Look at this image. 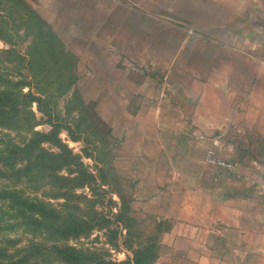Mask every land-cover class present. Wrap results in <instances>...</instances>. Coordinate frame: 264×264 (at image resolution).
<instances>
[{"label": "crops", "instance_id": "0c3cea01", "mask_svg": "<svg viewBox=\"0 0 264 264\" xmlns=\"http://www.w3.org/2000/svg\"><path fill=\"white\" fill-rule=\"evenodd\" d=\"M46 1L86 9L81 0ZM95 2L94 11H138L134 24H99L138 27V55L150 44L160 64L154 74L115 63L107 70L108 83L122 74L108 99L124 108L110 121L123 124L133 206L168 224L154 264H264V163L251 157L247 165L242 143L222 139L264 138L242 134L264 113V0ZM216 123L222 132L212 134Z\"/></svg>", "mask_w": 264, "mask_h": 264}, {"label": "rangeland", "instance_id": "374dc122", "mask_svg": "<svg viewBox=\"0 0 264 264\" xmlns=\"http://www.w3.org/2000/svg\"><path fill=\"white\" fill-rule=\"evenodd\" d=\"M25 1L49 23L62 41L64 49L77 58V80L72 91L63 98L51 99V108L45 115L39 113L36 105H33V111L38 118L35 131L49 135V142L43 143L41 148L47 153H61L56 143L58 141L68 151L65 161L54 163L52 158H46L45 166L54 170V176L67 180H47L42 187L36 189L37 183L28 185L23 180L17 182L0 178V187L7 183V186L20 190L24 198L51 205L63 216L83 217L88 220L89 226L92 225L90 231L88 229L83 235L60 242L59 245L84 254L94 253L114 263H127L132 257V248L136 249L150 236H155L160 243V237L163 231L168 229V224L163 221L157 222L146 216L138 205L133 206L134 187L130 185L131 176L124 170L127 165L124 164L123 124L110 121L114 117H120L124 108L115 106L117 102L108 99L113 94L111 88L117 87L116 79L122 84V74H115L111 77L115 82L108 83L107 70L110 64L112 66L115 63L119 69L130 68L133 74H139V71L154 74L159 69V60H155L152 52L146 50L150 44L143 49L146 51L143 57L138 55L141 46L138 41V27L134 25L123 27L115 23L108 27L106 24H99L105 23L107 19L116 21L124 18H128L131 24H134L139 20L138 11H94L90 9L91 0H81L86 8L84 10L56 7L46 0ZM106 2L108 0H96L95 4L105 6ZM12 19L13 29L17 32L16 49L23 54L31 37L28 39L23 29H19L20 21L17 16ZM108 35L115 40L112 39L111 43H108L107 39L102 40ZM8 48V45L0 41V49ZM112 48L115 51L111 50ZM142 53L144 54L141 50ZM97 69L100 73L94 72ZM131 79L141 81L137 75L136 77L131 75ZM24 91L27 92V89ZM73 91L79 93L85 104L83 133L78 131V102H74L72 98ZM260 95L263 96L264 93ZM70 107L75 110H71ZM125 109L131 113L136 108L133 106ZM259 110L264 111V107H259ZM254 118L253 127L249 123V128L242 133L243 137L252 133L264 136V113ZM218 128L220 127L217 123L212 126V134L218 130L222 132V129ZM235 130L236 128H233L231 134L235 133ZM7 133L18 146L27 139L18 132ZM228 134L224 133L222 139L232 144L242 143L245 148L243 152L247 159L243 160L244 163L248 165L251 157L258 163H264V155H261L264 153V138H232ZM260 142L263 143L262 149L258 147ZM40 166L42 165H35L36 169ZM260 172L263 174L262 169ZM118 194H123L129 202L131 211L127 216L131 218L130 220L120 221L115 217L121 206ZM0 208L2 209L1 203ZM3 214L0 212V216ZM6 239L14 242V247L12 246L10 250L16 258L26 255L23 250H28L31 242L43 243L42 237L25 234L22 228L2 231L0 240ZM44 244L49 248L53 242L44 241ZM3 246L4 243L0 241V247ZM38 259L39 257L34 260Z\"/></svg>", "mask_w": 264, "mask_h": 264}, {"label": "trees", "instance_id": "16d2710c", "mask_svg": "<svg viewBox=\"0 0 264 264\" xmlns=\"http://www.w3.org/2000/svg\"><path fill=\"white\" fill-rule=\"evenodd\" d=\"M14 16L20 21L19 29H23L27 38L31 37L23 54L16 49ZM0 41L9 46L0 49V178L23 180L28 185L37 183L36 189L47 180H67L54 176V170L45 166L46 158H52L54 163L65 161L68 151L58 141L61 153L51 154L41 148L43 143L49 142V135L35 131L38 118L33 105L45 115L51 108V99L63 98L72 91L77 80V58L64 49L52 27L25 0H0ZM72 98L78 102V131L83 133L85 104L75 91ZM8 131L18 132L27 139L18 146ZM37 164L42 166L36 169ZM7 185L0 187V212L4 213L0 216V233L22 228L25 234L42 237L43 243L31 242L30 248L23 250L26 255L16 258L10 250L14 242L0 240L4 243L0 247V264H154L158 259L159 243L155 236L132 248V257L127 263H114L94 253L84 254L61 246L60 242L90 231L92 225L89 226L88 220L63 216L51 205L24 198L20 190ZM118 198L121 206L115 217L120 221L130 220L127 216L131 211L129 202L123 194H118ZM44 241L53 244L48 248ZM37 257L39 259L34 260Z\"/></svg>", "mask_w": 264, "mask_h": 264}, {"label": "built area", "instance_id": "2783aa9c", "mask_svg": "<svg viewBox=\"0 0 264 264\" xmlns=\"http://www.w3.org/2000/svg\"><path fill=\"white\" fill-rule=\"evenodd\" d=\"M218 165H221V166H225V164L223 162H217Z\"/></svg>", "mask_w": 264, "mask_h": 264}]
</instances>
